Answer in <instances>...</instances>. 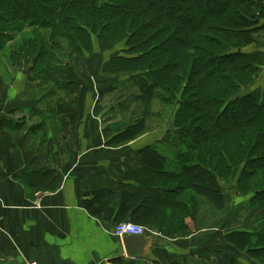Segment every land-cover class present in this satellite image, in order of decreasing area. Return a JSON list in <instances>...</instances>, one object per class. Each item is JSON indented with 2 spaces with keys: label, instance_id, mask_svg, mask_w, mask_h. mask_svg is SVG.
I'll use <instances>...</instances> for the list:
<instances>
[{
  "label": "trees",
  "instance_id": "trees-1",
  "mask_svg": "<svg viewBox=\"0 0 264 264\" xmlns=\"http://www.w3.org/2000/svg\"><path fill=\"white\" fill-rule=\"evenodd\" d=\"M25 25L59 27L52 37L68 40L76 50L90 51L96 36L101 49L128 52L115 53L109 71L147 79L139 95L147 104L145 117L114 134L111 144L146 129L148 106L158 91L164 100H177L173 128L166 131L177 135L179 150L142 148L141 166L128 168L122 182L108 180L93 189L96 200L106 199L117 217L166 240L188 236L215 219L225 209L224 188L232 179L247 196L245 220L259 227L231 230L224 240L264 263V89L238 94L264 65V52L242 51L264 29V0H0V36L12 41ZM45 48L38 59L51 56L53 43ZM48 67L46 60L41 68ZM66 78H72L68 87H77L75 75Z\"/></svg>",
  "mask_w": 264,
  "mask_h": 264
},
{
  "label": "crops",
  "instance_id": "crops-1",
  "mask_svg": "<svg viewBox=\"0 0 264 264\" xmlns=\"http://www.w3.org/2000/svg\"><path fill=\"white\" fill-rule=\"evenodd\" d=\"M255 37L244 49L264 52V29ZM5 61L2 57L0 67L8 78L0 72V264H169L184 257L206 264L198 250L190 249L196 237L221 240L224 232L215 231L225 211L185 237L163 240L144 226L143 235L158 242L147 244L141 257L127 256L122 238L114 234L123 220L106 199L94 198L93 189L108 180L122 182L128 168L140 167L142 145L135 139L111 144L121 129L107 121L111 110L84 113L83 106L75 108L77 119L59 127L60 132L55 128L47 145L37 144L29 138L36 128L33 119L20 120L24 79L15 63ZM254 84L264 87V80Z\"/></svg>",
  "mask_w": 264,
  "mask_h": 264
},
{
  "label": "rangeland",
  "instance_id": "rangeland-1",
  "mask_svg": "<svg viewBox=\"0 0 264 264\" xmlns=\"http://www.w3.org/2000/svg\"><path fill=\"white\" fill-rule=\"evenodd\" d=\"M58 19L56 17L54 20L58 21ZM59 29V27L27 28L25 25L24 30L17 33L12 41H7L6 38L0 36V64L2 57L6 59L4 65L8 66L12 62L15 63L14 66L17 65L18 72L24 79L20 91V99L23 101L20 120L32 118L33 125L36 127L29 138L34 137L37 144L47 145L55 138L54 135L59 127L77 119L74 114L76 109L80 111V108H76L77 106H83L84 113L86 110H93L98 113L111 110V115H107V121L113 120L119 123L121 125L120 132L127 124L142 120L145 117L143 109L147 104L145 99L142 100L139 95H144L148 84L147 79L143 76L130 79L128 72L110 73L109 71L111 59L115 53L126 54L128 52L120 48L116 50L112 48L101 49L96 36H92L93 43L90 51L76 50L68 40L59 38L58 35L52 37V32ZM255 34L251 43L255 42ZM27 43H29L28 47L25 45ZM49 43H53L51 56L48 58L45 56L44 59L40 56L38 59L37 57L41 52L46 53L48 51L45 46H48ZM22 44L25 48H21ZM245 50L242 49V51ZM9 51L19 53L20 56L13 58L16 55L10 54ZM246 51L252 52V50ZM46 60L50 63V67L42 70L41 67ZM65 63H69V68L66 67ZM35 64L38 69L35 68ZM26 69L28 73H25ZM0 72L1 74L6 73V69L0 67ZM66 75L76 76L77 87L67 86L71 84L69 80L72 78L67 80ZM3 77L8 78L7 73ZM263 80L264 65L256 73L254 81L242 88L238 94L242 95L255 88L254 83ZM68 88L73 91H69ZM262 88L264 89V87ZM160 94H162L161 91H158L155 95L157 97L149 103L150 116L144 121L147 124L146 129L131 140H137L142 148L152 145L163 151L165 146L164 154L175 153L181 144H179L176 134L168 133L166 130L170 116L176 108L177 100L170 97L164 100L159 96ZM122 142L127 143L129 141ZM232 181V179L229 180L224 188L227 201L224 215L222 214V218H220L222 227L215 231L219 234L224 232L221 240L218 237H204V240L202 237H196V247L190 251L198 250V257H205L208 261L206 264H264L249 259L244 252L236 250L224 240V236L231 230H253L259 227L257 223L245 220V210L248 207L247 196L238 193L235 183ZM217 223L220 225L219 221ZM220 252L221 256L219 257ZM187 258V264H204L203 260L197 257Z\"/></svg>",
  "mask_w": 264,
  "mask_h": 264
},
{
  "label": "water",
  "instance_id": "water-1",
  "mask_svg": "<svg viewBox=\"0 0 264 264\" xmlns=\"http://www.w3.org/2000/svg\"><path fill=\"white\" fill-rule=\"evenodd\" d=\"M25 73H28V70H25ZM168 128H173V121L170 119L167 123ZM125 251L127 256L131 257H141L142 250L147 244H154L158 242V239H152L151 237H145L143 234L134 235V234H123L121 236ZM161 240V239H159Z\"/></svg>",
  "mask_w": 264,
  "mask_h": 264
},
{
  "label": "built area",
  "instance_id": "built-area-1",
  "mask_svg": "<svg viewBox=\"0 0 264 264\" xmlns=\"http://www.w3.org/2000/svg\"><path fill=\"white\" fill-rule=\"evenodd\" d=\"M146 231L145 227L141 224L123 220L115 225L114 234L121 237L123 234L141 235ZM25 264H37L36 262H26Z\"/></svg>",
  "mask_w": 264,
  "mask_h": 264
}]
</instances>
